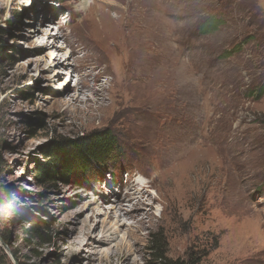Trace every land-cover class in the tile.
<instances>
[{"label":"rangeland","instance_id":"1","mask_svg":"<svg viewBox=\"0 0 264 264\" xmlns=\"http://www.w3.org/2000/svg\"><path fill=\"white\" fill-rule=\"evenodd\" d=\"M83 1L0 0V264H158L155 238L188 264H264V0ZM90 70L101 109L66 105ZM102 130L118 151L81 185L40 182L44 148ZM144 192L143 224L108 217Z\"/></svg>","mask_w":264,"mask_h":264},{"label":"trees","instance_id":"2","mask_svg":"<svg viewBox=\"0 0 264 264\" xmlns=\"http://www.w3.org/2000/svg\"><path fill=\"white\" fill-rule=\"evenodd\" d=\"M211 25L212 23L208 26ZM116 138L113 131L102 130L73 140L53 141L50 146L44 148V154L48 160L39 164L40 182L48 184L60 176L62 179L73 177L77 184L81 185L85 172H92L95 166L106 163L118 151ZM44 228V226L34 224L29 233L43 242H48L50 237L44 232ZM152 243L158 264H188L183 259L167 257L162 241L158 238L152 239Z\"/></svg>","mask_w":264,"mask_h":264},{"label":"bare ground","instance_id":"3","mask_svg":"<svg viewBox=\"0 0 264 264\" xmlns=\"http://www.w3.org/2000/svg\"><path fill=\"white\" fill-rule=\"evenodd\" d=\"M147 1V0H146ZM85 3H86V0H85V2L83 1L82 3H81V7H84V5H85ZM144 4L146 5V3L144 2ZM149 5V4H148ZM143 8V7H142ZM146 9H148V8H146ZM144 10V9H143ZM89 11H90V9H89ZM147 11V10H146ZM142 12V11H141ZM143 13V12H142ZM104 15H106V14H104ZM139 16V15H138ZM103 17V16H102ZM107 17V16H106ZM143 17H145V16H143ZM111 18V17H110ZM162 19H163V17H161ZM46 19V18H45ZM50 19V18H49ZM107 19V18H106ZM117 19V18H116ZM140 19V18H139ZM145 20H147V18L145 19ZM144 20V21H145ZM142 21V20H141ZM143 21V22H144ZM165 20H162V22H164ZM111 22V21H110ZM146 22V21H145ZM147 22H148V20H147ZM112 23H113V21H112ZM111 23V25H113ZM119 23V22H118ZM149 23V22H148ZM148 23H146V24H148ZM165 23V22H164ZM93 24H94V27H97L96 26V23H94L93 22ZM110 25V26H111ZM117 25H119V24H117ZM161 25V24H160ZM48 26H49V24L47 23V22H45V23H43V26H42V28H40V29H35L34 30V34H35V36H36V38H40V36H47V35H51L52 36V41H47L46 42V44L47 45H55V42L56 41H58V39L59 38H61V37H63V35H61V31H60V27L58 28L59 29V32H56V33H52L51 32V29H46V27L48 28ZM143 26V25H142ZM148 26V25H147ZM50 27V26H49ZM162 27V26H161ZM166 27V26H165ZM51 28V27H50ZM53 28V27H52ZM148 28V27H147ZM96 29V28H95ZM144 29V28H143ZM164 30V29H163ZM142 31H144V30H142ZM146 31V30H145ZM165 31V30H164ZM145 33V32H144ZM144 33H140V34H142V36H143V34ZM34 34H33V36H34ZM139 35V34H138ZM134 36V35H133ZM141 36V37H142ZM135 37H136V34H135ZM134 37V38H135ZM139 37V36H138ZM82 38V37H81ZM136 39V38H135ZM138 39V38H137ZM141 39V38H140ZM82 47V46H81ZM85 48H87V46L85 45ZM85 48H84V50H85ZM78 49V48H77ZM79 50V49H78ZM77 50V51H78ZM91 53V52H90ZM87 54V53H86ZM88 55V54H87ZM91 55V54H90ZM72 57L73 56V52H71V54L66 58V59H64V62L66 61V60H68V58L69 57ZM52 58H53V55H52ZM145 58V57H144ZM55 60H56V57L54 58ZM60 60H62V58L60 59ZM96 63V62H95ZM97 66V65H96ZM91 67V66H90ZM74 68H75V66H73V68L71 67L69 70H71V72H73L74 71ZM88 70V69H87ZM150 71V70H149ZM59 73V72H58ZM84 73V72H83ZM78 75V74H77ZM148 76V75H147ZM150 76V75H149ZM77 77V76H76ZM85 77L86 78H82V77H80V76H78L77 77V83L75 84V93L74 94H70V100H66V101H64L65 102V104L66 105H69V106H75V107H77V106H79V104L81 103V102H83V101H85V102H90L91 101V99L92 100H94L93 102L94 103H96V104H98V108L97 109H101L100 107L102 106V99H101V97L100 98H95V99H93V98H90V96L88 97V95L85 97V98H83V97H81V95L82 94H85L86 95V91H90V92H92V93H95V95L96 96H101L100 94H99V91H100V88H98V87H96V85H98L97 84V82L98 81H100V78H101V73L100 72H92V70H90V72H86V74H85ZM68 85H69V87H68ZM67 87H65L64 88V90L67 92V91H69L70 90V83H68L67 85H66ZM99 86H101V85H99ZM92 97V96H91ZM92 102V103H93ZM77 108H79V107H77ZM95 108V107H94ZM82 110V109H81ZM97 115L96 114H94L93 112L92 113H90V114H88L87 115V117H96ZM141 190V189H140ZM145 193V192H144ZM147 193H145V194H142V195H140V196H136L135 198H138V200L137 201H135V203H132L133 201H131V200H133V199H130L129 201L132 203V206H127L126 207V205H124V203H118V202H121V201H124V200H119L118 199V197L114 200V201H116L117 203H115L114 202V206H112L113 207V209L114 210H110V212L108 213V217L110 218V217H113V215H116V212L117 211H120V217H128L129 219H132V220H135V222L136 223H140V224H143L144 222H145V219H146V216L147 215H149V212L147 211V209L144 207V204H145V200L147 199L146 198V196H148V195H146ZM104 197V198H103ZM103 197H101L100 196V198L99 199H101L103 202H105V200H108V201H112V198L111 199H107L106 198V196H103ZM132 198V197H131ZM135 200V199H134ZM116 204V205H115ZM134 224V223H133ZM133 224H128L127 222H124L123 223V226H127V228L130 230L132 227H133ZM88 225V224H87ZM90 226V225H89ZM116 232V231H115Z\"/></svg>","mask_w":264,"mask_h":264}]
</instances>
